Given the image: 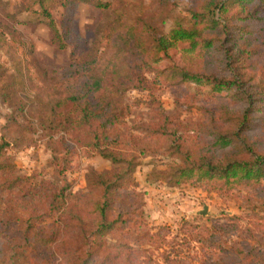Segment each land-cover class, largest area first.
Wrapping results in <instances>:
<instances>
[{"label":"trees","instance_id":"1","mask_svg":"<svg viewBox=\"0 0 264 264\" xmlns=\"http://www.w3.org/2000/svg\"><path fill=\"white\" fill-rule=\"evenodd\" d=\"M85 1L110 8L118 0ZM38 2L55 44L64 48L44 7L48 0ZM187 12L192 27L175 19L166 32L142 15L122 11L107 33L108 47L75 59L59 88L36 92L42 127L123 166L94 172L79 192L60 181L39 185L36 174L18 173L10 143L0 139V264H149L145 243L172 248L162 251L161 264H184L186 258L196 264H264V0H191ZM8 37L0 26V52ZM177 42L187 44L184 63L155 68ZM19 65L10 73L0 59L3 100L29 79ZM159 81L203 86L202 119L186 129L161 124L142 136L126 124L134 104L125 95L150 91ZM167 134L177 161L158 170L162 179L172 186L190 182L237 193L245 200V214L201 224L184 220L171 239L160 229L150 233L131 175L133 158ZM61 142L65 152L74 150Z\"/></svg>","mask_w":264,"mask_h":264},{"label":"rangeland","instance_id":"2","mask_svg":"<svg viewBox=\"0 0 264 264\" xmlns=\"http://www.w3.org/2000/svg\"><path fill=\"white\" fill-rule=\"evenodd\" d=\"M190 5L191 0H171L166 6L159 5L158 0H118L110 8H101L85 0H48L44 7L54 18L65 43L64 48H59L46 25L38 0H0V26L9 36L0 59L10 73H15L20 63V68L27 69L29 74L21 90L9 99L0 98V139L10 143L8 154L18 173L36 174L39 185L42 180L60 181L71 191L79 192L85 189L94 172L111 173L123 166L92 156L73 145L67 135L42 127L38 120L42 112L35 98L36 92L40 89L46 93L55 85L59 88L75 59L108 47L107 33L117 25L122 11L142 15L167 32L175 19H180L184 27H192L187 12ZM175 45L161 55L154 64L155 68L184 63L183 50L187 44L177 42ZM148 76L153 77L151 73ZM202 90H205L203 86L197 87L193 83L180 86L159 81L150 91H127L125 98L134 105L126 124L137 128L142 136L148 129H157L161 124H167L171 129L177 126L192 128L202 119L199 108L206 96ZM161 139L153 142L154 146L145 154L133 158L131 174L137 190L142 193V218L151 234L160 229L161 234L171 239L184 220L201 224L222 220L224 214H245V200L237 193H221L190 182L179 186L167 184L158 170L165 169L167 163L176 159L171 155L172 137L167 134ZM62 140L74 146V150L65 152ZM205 205L207 212L201 214ZM143 248L148 250L143 254L150 257L147 259L151 262L149 264H161L162 251L172 250L165 243H145ZM183 262L196 264L190 258L183 259Z\"/></svg>","mask_w":264,"mask_h":264},{"label":"water","instance_id":"3","mask_svg":"<svg viewBox=\"0 0 264 264\" xmlns=\"http://www.w3.org/2000/svg\"><path fill=\"white\" fill-rule=\"evenodd\" d=\"M207 212V206L205 205L204 208L202 210H200L201 214H206Z\"/></svg>","mask_w":264,"mask_h":264}]
</instances>
